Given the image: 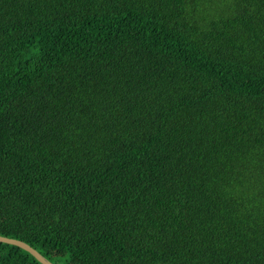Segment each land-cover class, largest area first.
I'll return each mask as SVG.
<instances>
[{
  "label": "trees",
  "instance_id": "16d2710c",
  "mask_svg": "<svg viewBox=\"0 0 264 264\" xmlns=\"http://www.w3.org/2000/svg\"><path fill=\"white\" fill-rule=\"evenodd\" d=\"M0 235L264 264V0H0Z\"/></svg>",
  "mask_w": 264,
  "mask_h": 264
},
{
  "label": "water",
  "instance_id": "95a60500",
  "mask_svg": "<svg viewBox=\"0 0 264 264\" xmlns=\"http://www.w3.org/2000/svg\"><path fill=\"white\" fill-rule=\"evenodd\" d=\"M0 241L15 244V245H18V246L26 249L27 251L32 253L43 264H57V263L52 262L46 256H44L40 251H38L32 245H30L29 243H27L21 239L0 235Z\"/></svg>",
  "mask_w": 264,
  "mask_h": 264
}]
</instances>
